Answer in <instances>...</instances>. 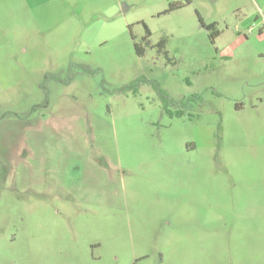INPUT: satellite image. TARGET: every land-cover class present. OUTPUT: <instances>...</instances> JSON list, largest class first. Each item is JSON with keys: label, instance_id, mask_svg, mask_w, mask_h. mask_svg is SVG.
I'll return each mask as SVG.
<instances>
[{"label": "rangeland", "instance_id": "1", "mask_svg": "<svg viewBox=\"0 0 264 264\" xmlns=\"http://www.w3.org/2000/svg\"><path fill=\"white\" fill-rule=\"evenodd\" d=\"M188 1L0 0V264H264V0Z\"/></svg>", "mask_w": 264, "mask_h": 264}, {"label": "trees", "instance_id": "2", "mask_svg": "<svg viewBox=\"0 0 264 264\" xmlns=\"http://www.w3.org/2000/svg\"><path fill=\"white\" fill-rule=\"evenodd\" d=\"M186 3L188 4L189 1L186 0ZM179 6H176L174 4H170L169 5V10H173L175 8H178ZM199 19V23H200V26L204 29H206L208 32H209V38L211 40V43H214V39L219 35V32L215 29V26L214 24H210V25H204L201 21L200 18ZM144 26V29H145V33H146V37H148L150 35L147 27L145 25ZM143 43L144 44H148L147 42V39L144 38L142 39ZM143 43H137V42H133V47H134V50H135V53L138 55V56H143L144 54V45ZM163 44H160V47L162 48ZM169 103V102H168ZM171 104H174L175 106L179 107V108H183L184 106H186V104H188V100L186 101H179V102H172ZM167 105V103H166ZM168 108V106H166ZM167 108L164 109V111L167 113V115L170 117V118H173V117H181L183 116V111L178 109L174 112L168 110Z\"/></svg>", "mask_w": 264, "mask_h": 264}, {"label": "built area", "instance_id": "3", "mask_svg": "<svg viewBox=\"0 0 264 264\" xmlns=\"http://www.w3.org/2000/svg\"><path fill=\"white\" fill-rule=\"evenodd\" d=\"M262 23L264 24V20L262 21Z\"/></svg>", "mask_w": 264, "mask_h": 264}]
</instances>
